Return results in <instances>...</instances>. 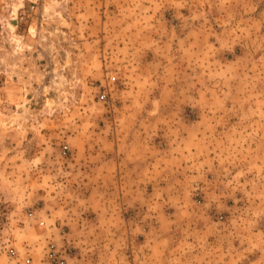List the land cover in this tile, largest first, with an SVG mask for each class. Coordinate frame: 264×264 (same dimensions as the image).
<instances>
[{
    "label": "rangeland",
    "instance_id": "rangeland-1",
    "mask_svg": "<svg viewBox=\"0 0 264 264\" xmlns=\"http://www.w3.org/2000/svg\"><path fill=\"white\" fill-rule=\"evenodd\" d=\"M0 264H264V0H0Z\"/></svg>",
    "mask_w": 264,
    "mask_h": 264
},
{
    "label": "built area",
    "instance_id": "built-area-1",
    "mask_svg": "<svg viewBox=\"0 0 264 264\" xmlns=\"http://www.w3.org/2000/svg\"><path fill=\"white\" fill-rule=\"evenodd\" d=\"M106 97H107V96H106L105 92H103L102 95L100 96V99H101V100H105ZM66 149H68V147H66ZM53 255H55V253H53Z\"/></svg>",
    "mask_w": 264,
    "mask_h": 264
}]
</instances>
